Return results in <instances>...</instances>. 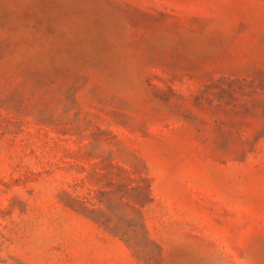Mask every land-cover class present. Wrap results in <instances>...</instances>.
Masks as SVG:
<instances>
[{"label": "rangeland", "instance_id": "374dc122", "mask_svg": "<svg viewBox=\"0 0 264 264\" xmlns=\"http://www.w3.org/2000/svg\"><path fill=\"white\" fill-rule=\"evenodd\" d=\"M0 264H264V0H0Z\"/></svg>", "mask_w": 264, "mask_h": 264}]
</instances>
